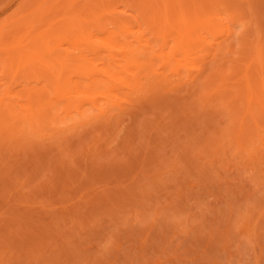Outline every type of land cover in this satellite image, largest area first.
<instances>
[{
  "label": "rangeland",
  "instance_id": "obj_1",
  "mask_svg": "<svg viewBox=\"0 0 264 264\" xmlns=\"http://www.w3.org/2000/svg\"><path fill=\"white\" fill-rule=\"evenodd\" d=\"M0 264H264V0H0Z\"/></svg>",
  "mask_w": 264,
  "mask_h": 264
},
{
  "label": "bare ground",
  "instance_id": "obj_2",
  "mask_svg": "<svg viewBox=\"0 0 264 264\" xmlns=\"http://www.w3.org/2000/svg\"><path fill=\"white\" fill-rule=\"evenodd\" d=\"M63 93H64V92H63ZM66 95H67V94H66ZM3 112H4V111H3ZM3 112H2V113H3ZM3 115H4V113H3Z\"/></svg>",
  "mask_w": 264,
  "mask_h": 264
}]
</instances>
